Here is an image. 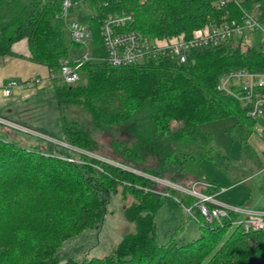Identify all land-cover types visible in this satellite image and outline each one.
Instances as JSON below:
<instances>
[{
  "label": "trees",
  "instance_id": "16d2710c",
  "mask_svg": "<svg viewBox=\"0 0 264 264\" xmlns=\"http://www.w3.org/2000/svg\"><path fill=\"white\" fill-rule=\"evenodd\" d=\"M64 1L0 0V56H12L13 45L28 40L30 60L55 76L38 95L49 93L56 100L64 142L79 150L41 139L42 143L24 144L19 131H13L18 135L14 138L0 134V264H59L64 243L101 225L110 197L120 193L124 200L132 198L124 212L135 224V232L110 257L69 259L65 264H264V233H247L241 226L234 227L231 219L223 227L200 220L195 236L188 234L186 222L180 223L169 228L165 242L159 243L158 214L181 206L175 197L185 205H192L194 199L89 156L95 141L82 124L66 115L68 108L79 106L97 126L129 124L137 143L131 148L116 143L119 164L137 169L154 158L164 174L148 169L149 176L208 184L209 188L200 187L202 191L220 193L201 162L207 159L222 169L230 158L200 125L235 117L242 148L252 154L249 139L255 134V122L235 98L218 90V83L232 69L264 71V54L258 48L244 51L232 42L194 52L184 65L163 59L114 67L100 60L106 54L101 26L109 15L132 14L134 22L126 29L173 38L191 36L194 30L220 20L225 10L218 9V0H146L143 4L141 0H72L70 17L89 24L94 32L95 58L82 67L80 80L69 85L59 77L60 61L79 54L80 48L62 18ZM260 1L264 15V0ZM24 113L17 110L16 115L3 117L18 121ZM160 186L170 196L156 193Z\"/></svg>",
  "mask_w": 264,
  "mask_h": 264
},
{
  "label": "built area",
  "instance_id": "2783aa9c",
  "mask_svg": "<svg viewBox=\"0 0 264 264\" xmlns=\"http://www.w3.org/2000/svg\"><path fill=\"white\" fill-rule=\"evenodd\" d=\"M145 2L146 0H141L142 4ZM216 6L225 10V15L220 20L194 30L191 36L173 38L149 37L138 31L126 29L134 22L132 14L109 15L101 26L106 54L100 60H105L114 67H127L163 59H173L184 65L191 60L194 52L232 42L239 44L244 51L258 48L264 54V15L261 1L218 0ZM72 7V0H65L61 14L67 23L71 40L80 48L79 54L60 61L59 77L69 85L80 80L82 67L95 58L94 32L89 24H83L70 17ZM53 78L55 76L51 74L50 81ZM44 84L45 80L40 77L23 81L13 79L4 85L3 93L5 97H11L16 89L39 90L45 87ZM218 90L235 98L242 108L247 110L248 117L255 122V135L263 141L264 160V71L256 72L247 68L227 71L219 79ZM0 123L11 126L10 122L4 120ZM23 129L28 131L26 128ZM262 170L264 171V167ZM154 180L161 183L157 181L158 179ZM166 183L171 184L172 189L194 199L192 205H185L175 197L196 223L204 220L209 224L223 227L225 221L231 219L234 227L241 226L247 233H264V210L233 205L221 199V193L208 194L202 191V187H210L208 184L193 183L183 186L167 181ZM232 216H236L237 219L232 220Z\"/></svg>",
  "mask_w": 264,
  "mask_h": 264
},
{
  "label": "rangeland",
  "instance_id": "374dc122",
  "mask_svg": "<svg viewBox=\"0 0 264 264\" xmlns=\"http://www.w3.org/2000/svg\"><path fill=\"white\" fill-rule=\"evenodd\" d=\"M81 81L85 82V79L82 78ZM38 91L26 108H18V112L25 111V113L16 120L26 125L0 116L1 121L4 120L11 124L9 127L0 123V134H10V137L14 138L18 137V135L13 131H19L21 133L18 132V134L22 137L21 142L24 144H28L27 141L31 144H38L42 143L41 140H46L79 152L78 149L72 148L64 142L62 124L60 122L62 112L56 100L49 93L38 95ZM66 115L67 118L82 124L95 141L94 150L88 152L89 156L117 165L149 179H158L157 181L163 183H160L162 186L172 188V185L166 183V181L169 183L174 182H170L168 179L153 178L146 172L148 169H154L160 175L164 174V171L159 168L154 158H148L144 163L138 164L137 169L117 162L115 159L117 158L116 143H124L130 148L137 143L129 124L115 127L97 126L79 106L68 108ZM236 124L237 119L230 116L200 125L204 132L212 135L216 145L230 158V162L222 169L207 159L201 162V166L208 178L221 189V199L247 209L264 207L263 141L253 134L249 139L252 154H247L240 142L241 134L235 131ZM23 128L28 129V131H24ZM252 130L254 133L256 132V125H254V128L252 127ZM41 132H47L48 135ZM82 152L85 153L84 151ZM191 182V180H180L174 184L186 186L193 184ZM156 193L170 196L169 191L161 186L157 187ZM131 203V197L124 200L121 193L112 195L107 205V214L103 223L67 240L59 252V264H65L69 259L82 262L92 258L103 259L113 255L119 243L136 230L135 224L129 220L124 212ZM156 222L160 233L158 237L159 243L165 242L164 233L169 228L175 227L180 223L186 222L185 229L189 235L195 236L199 234L196 222L182 206H178L175 211H168L165 208L158 214Z\"/></svg>",
  "mask_w": 264,
  "mask_h": 264
},
{
  "label": "crops",
  "instance_id": "0c3cea01",
  "mask_svg": "<svg viewBox=\"0 0 264 264\" xmlns=\"http://www.w3.org/2000/svg\"><path fill=\"white\" fill-rule=\"evenodd\" d=\"M12 52V56H0V116L2 117L14 116L18 108H26L38 91L16 89L11 97H5L3 87L8 81L40 77L45 80L44 88L51 83L50 70L30 60L31 53L27 39L15 43Z\"/></svg>",
  "mask_w": 264,
  "mask_h": 264
}]
</instances>
